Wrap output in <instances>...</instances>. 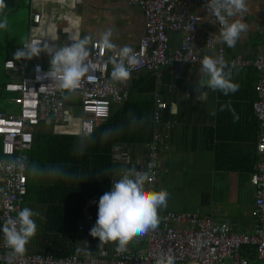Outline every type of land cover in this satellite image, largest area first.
Wrapping results in <instances>:
<instances>
[{
	"label": "crops",
	"instance_id": "obj_1",
	"mask_svg": "<svg viewBox=\"0 0 264 264\" xmlns=\"http://www.w3.org/2000/svg\"><path fill=\"white\" fill-rule=\"evenodd\" d=\"M174 1L177 8L183 2ZM246 4V12L229 18L230 22L241 19L247 25L246 32L241 34L234 47L223 43L225 72L230 73L231 82L239 86L238 90L225 95L220 90L201 86L200 82L205 78L201 68L175 66L133 77L124 101L132 104L133 112L151 114L152 134L143 144L115 142L127 148L131 163L128 166L116 164L113 172H108L111 188L112 181L120 179L127 168L143 164L146 144L153 136L152 114L154 94L157 93L167 105L161 114L159 128L164 133L167 128L169 146L167 151L160 153L161 164L167 173L153 187V191L166 190L169 193L167 206L158 209V215L173 211L208 216L215 222H228L232 232L238 235L251 232L255 225L251 215L255 188L250 177L257 164L258 131L252 104L258 76L251 67H234L231 61L235 57L252 60L264 48L261 23L264 0H246ZM185 8L197 18L194 52L211 56L210 52L203 50L205 37L214 33L210 11L198 0H186ZM36 12L42 13L43 28L47 31L54 28L55 31L49 34L55 41L46 43L56 47H61L70 35L67 18L76 24L72 30L78 32L80 38L90 36L91 43L99 42L105 31L112 30L117 50L124 46L136 48L144 35L142 10L127 0H0V19L7 21V28L0 29V99L5 104L0 106V112L4 114H17L18 109L10 102L13 96L3 91L10 79L2 64L16 59L15 53L27 41L31 16ZM167 38L170 51L178 50L183 44V35L179 32H167ZM112 53L116 50H106L107 56ZM151 87L152 92L147 93ZM78 100L77 95H72L66 103L74 116L81 115ZM120 106L111 104L110 113ZM41 133L64 135L38 126L34 135ZM28 163H32L30 156ZM27 177L30 186L20 210L28 207L39 215L33 217L37 233L26 245L24 256H111L117 245L102 243L89 234L97 219L99 198L106 190L96 187L93 190L98 194L89 197L82 206L74 202L55 210L56 206L42 203L44 199L52 198L55 192L38 186L36 178L28 171ZM130 246L135 248L131 242L128 248Z\"/></svg>",
	"mask_w": 264,
	"mask_h": 264
},
{
	"label": "built area",
	"instance_id": "obj_2",
	"mask_svg": "<svg viewBox=\"0 0 264 264\" xmlns=\"http://www.w3.org/2000/svg\"><path fill=\"white\" fill-rule=\"evenodd\" d=\"M130 5L141 8L144 19V35L134 53L140 60L139 65L131 70V79L125 82L111 81L112 53L106 55L101 51L99 42L89 45V73L82 79L81 87L73 95L78 96L80 116H74L67 108L64 93L59 90L57 81L47 78L51 57L41 52L31 59L7 60L2 64L10 81L3 91L13 96L10 102L17 107V114L0 112V160L19 159L29 162L28 152L32 147L35 129L38 126L60 131L64 135L79 137V133H94L97 124L109 116L111 104H121L127 98L129 85L141 73L154 74L162 68L175 66L201 68L204 56L194 52L197 18L189 14L185 8L186 0L177 8L174 0H127ZM206 6L207 0H198ZM262 12V28L264 32V8ZM211 14V12H210ZM58 18V22H59ZM67 31L70 35L61 45L71 43V38L78 32L72 30L75 22L67 18ZM214 33L203 41V50L210 52L213 58H223L226 54L223 42H220V25L211 14ZM71 23V24H70ZM42 13L32 14L27 41L21 46L47 42L50 32L43 28ZM167 32H179L183 35L182 46L170 51ZM53 37V36H52ZM118 58V57H117ZM234 67H251L257 74L252 104L253 116L257 124V156L256 170L250 177L255 188L254 206L251 212L255 225L251 232L234 234L228 222H215L208 216H197L192 213L168 211L160 215V223L155 230L136 237L130 242L135 249L130 250L128 244L123 251L117 248L106 258L99 256L70 255L62 258L33 255L22 256L14 260V264H156L161 252L172 255L175 264H264V48L252 60L235 57L231 61ZM88 76L94 79H88ZM14 79H18L14 81ZM155 103L152 114L153 136L146 144V157L142 165L133 166L146 173L145 189L153 190L156 181L167 173L161 164L163 151L169 149L168 136L160 131L161 114L167 105L154 94ZM111 163L128 166L130 154L124 145L114 143L109 151ZM109 188L108 191H110ZM27 194V170L16 168L12 171L0 169V228L9 219H15ZM251 248L255 251V261L241 256V250ZM7 248L3 233L0 231V264H7Z\"/></svg>",
	"mask_w": 264,
	"mask_h": 264
},
{
	"label": "clouds",
	"instance_id": "obj_3",
	"mask_svg": "<svg viewBox=\"0 0 264 264\" xmlns=\"http://www.w3.org/2000/svg\"><path fill=\"white\" fill-rule=\"evenodd\" d=\"M205 7L221 26L220 42L226 43L230 48L234 47L241 34L246 32L247 25L241 19L230 22L229 18L247 11L246 0H207ZM6 28L7 21L0 19V29ZM112 37V30L105 31L100 36V50H116V56L109 61L112 64L111 81L125 82L131 79V70L139 65L140 60L129 46L117 50ZM90 43L91 37L85 35L83 38L73 36L71 43L62 47L46 42L30 44L17 50L15 58L31 59L39 56L41 52L47 53L51 59L50 70L46 76L57 81L59 90L64 93V99L69 100L81 87L82 79L90 71L88 65ZM226 66L223 58L204 56L201 61V71L205 78L200 82L201 86L220 90L225 95L237 91L239 86L231 82L230 73L225 72ZM87 78L94 79L92 76ZM120 132V128L105 129L101 133V139L106 141ZM92 142L94 141L90 133H79L77 143L81 154ZM16 168H24L33 176L71 178L59 166L41 168L34 162L29 164L19 159L0 160V169L12 171ZM145 179L146 173L128 169L120 179L112 181L111 190L106 191L99 198L97 219L89 233L93 238H99L102 243L113 242L117 245V251H123L131 240L158 227L160 223L158 209L167 206L169 193L166 190H146ZM38 215L39 213L24 207L15 219L9 218L0 228L5 244L10 249L7 254V264H14L16 258L26 253V245L37 233V224L33 217ZM156 264H175V258L161 252Z\"/></svg>",
	"mask_w": 264,
	"mask_h": 264
},
{
	"label": "trees",
	"instance_id": "obj_4",
	"mask_svg": "<svg viewBox=\"0 0 264 264\" xmlns=\"http://www.w3.org/2000/svg\"><path fill=\"white\" fill-rule=\"evenodd\" d=\"M150 92H152V87L147 91V93ZM119 105H121L120 108L109 113L105 121L97 124L91 135L94 142L88 144L82 154L78 148V136L50 133L34 135L29 152L32 163H36L41 168L59 166L71 177L65 179L34 176L38 186L50 188L55 192L52 198L44 199L42 203L56 206L55 210L74 204V202L82 206L89 197L98 194L96 190H93L96 187L106 191L109 188L108 172L112 173L115 166L110 163L108 154L111 144L115 142L143 144L149 141L152 134L151 114L133 112L132 104L127 100ZM115 128L121 129L120 134L106 141L101 139V133L105 129ZM29 186L27 177V188ZM241 256L253 261L255 251L251 248H244L241 250Z\"/></svg>",
	"mask_w": 264,
	"mask_h": 264
},
{
	"label": "rangeland",
	"instance_id": "obj_5",
	"mask_svg": "<svg viewBox=\"0 0 264 264\" xmlns=\"http://www.w3.org/2000/svg\"><path fill=\"white\" fill-rule=\"evenodd\" d=\"M0 106H5V104H4V100H3V99H0ZM130 248H131L132 250L135 249V248L133 249L132 246H130ZM130 248H129V249H130ZM225 264H229V261L225 262Z\"/></svg>",
	"mask_w": 264,
	"mask_h": 264
}]
</instances>
